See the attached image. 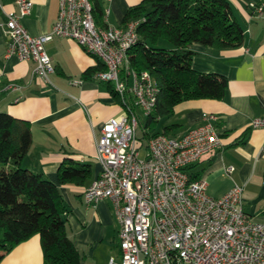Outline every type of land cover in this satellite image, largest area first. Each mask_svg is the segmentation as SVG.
Returning a JSON list of instances; mask_svg holds the SVG:
<instances>
[{
    "label": "crops",
    "instance_id": "crops-1",
    "mask_svg": "<svg viewBox=\"0 0 264 264\" xmlns=\"http://www.w3.org/2000/svg\"><path fill=\"white\" fill-rule=\"evenodd\" d=\"M228 1L245 30L244 45L236 49L200 43L190 46L196 71L228 79L227 96L224 100L183 102L173 116L160 119L152 133L162 134L173 126L170 135L182 137L201 126L208 116H216L212 122L222 143L188 173L205 180L208 195L216 199L235 185L243 186L246 213L264 224V129L251 127L255 118L264 117V19L250 8L251 3L261 0ZM31 2V14L22 20L24 27L35 37L51 32L59 17L60 0ZM140 2L104 0V12L110 9L109 26L123 25L128 10ZM17 10L16 0H0V113L31 122L33 145L23 162L25 169L60 185L58 171L63 163L74 160L90 166L91 176L85 186L60 185L67 208L63 218L80 264H110L121 257L119 224L112 203L104 200L89 207L84 192L101 174L96 155L103 126L121 116L124 108L112 84L97 79L96 74L84 78L101 61L72 39L57 37L46 45L56 68L49 81L35 75L34 62L7 55L9 39L1 25ZM245 132V143L237 144ZM231 166L235 171L229 175ZM1 264H44L40 235L16 246Z\"/></svg>",
    "mask_w": 264,
    "mask_h": 264
},
{
    "label": "built area",
    "instance_id": "built-area-1",
    "mask_svg": "<svg viewBox=\"0 0 264 264\" xmlns=\"http://www.w3.org/2000/svg\"><path fill=\"white\" fill-rule=\"evenodd\" d=\"M16 5L1 25L9 39L7 55L34 62L35 75L49 81L56 68L46 45L57 37L72 39L104 64L96 78L112 84L123 103L132 101L135 107L128 105L104 124L96 155L101 174L84 192L89 207L112 203L121 257L110 264H264V224L246 213L245 188L235 185L216 199L208 195L205 180H193L185 170L221 145L212 122L216 116L182 137L159 134L147 142L138 137L141 116L153 113L159 95L149 72L138 74L129 62L140 21L99 28L90 0H60L52 31L35 37L22 23L31 14V0H16ZM250 8L264 19V1ZM109 15L107 8V22ZM251 127L264 129V117ZM234 171L227 169L229 175Z\"/></svg>",
    "mask_w": 264,
    "mask_h": 264
},
{
    "label": "trees",
    "instance_id": "trees-1",
    "mask_svg": "<svg viewBox=\"0 0 264 264\" xmlns=\"http://www.w3.org/2000/svg\"><path fill=\"white\" fill-rule=\"evenodd\" d=\"M90 1L96 25L108 28L104 0ZM134 20L140 21L138 42L129 51V62L138 74L149 72L159 89L155 110L145 118V124L141 123V138L147 142L161 134L152 131L160 119L173 116L179 104L224 100L227 96L228 79L196 71L190 46L200 43L217 49L240 48L245 42V30L228 0H141L128 10L123 25ZM103 71L101 62L84 78ZM120 102L123 108H135L132 101ZM172 129L167 127L162 134L170 135ZM246 139L247 132L237 144ZM32 145L31 122L0 113V264L16 246L35 235L41 237L44 264H80L79 252L63 218L67 208L60 185L85 186L91 168L69 160L59 168L60 185L55 184L23 167ZM191 176L193 180L200 179L198 175Z\"/></svg>",
    "mask_w": 264,
    "mask_h": 264
},
{
    "label": "rangeland",
    "instance_id": "rangeland-1",
    "mask_svg": "<svg viewBox=\"0 0 264 264\" xmlns=\"http://www.w3.org/2000/svg\"><path fill=\"white\" fill-rule=\"evenodd\" d=\"M168 46V45H167ZM139 112V114L141 115V112L140 111H138ZM142 124L144 123L145 124V118H143V116H142ZM138 136L140 137V139H142L141 137H142V135H143V129H142V126H140V128H139V130H138ZM143 140V139H142ZM143 142H145V140H143ZM140 158L143 160V159H145L146 158V147H144L142 150H141V152H140Z\"/></svg>",
    "mask_w": 264,
    "mask_h": 264
}]
</instances>
